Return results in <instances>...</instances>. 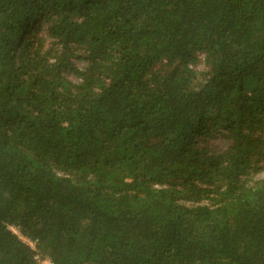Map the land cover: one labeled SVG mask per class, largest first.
<instances>
[{
    "label": "trees",
    "instance_id": "16d2710c",
    "mask_svg": "<svg viewBox=\"0 0 264 264\" xmlns=\"http://www.w3.org/2000/svg\"><path fill=\"white\" fill-rule=\"evenodd\" d=\"M44 259L264 264V0H0V264Z\"/></svg>",
    "mask_w": 264,
    "mask_h": 264
},
{
    "label": "built area",
    "instance_id": "2783aa9c",
    "mask_svg": "<svg viewBox=\"0 0 264 264\" xmlns=\"http://www.w3.org/2000/svg\"><path fill=\"white\" fill-rule=\"evenodd\" d=\"M14 228H15V227H13V226L11 227V229H13V231H14ZM14 233H16L17 235H19L20 238H21L24 242H26L28 245H30L32 248L35 249V243H34L33 241H31V240L25 238V237L20 233V231H19L17 228H16V230L14 231ZM47 263H48V264H52L50 261H48Z\"/></svg>",
    "mask_w": 264,
    "mask_h": 264
},
{
    "label": "rangeland",
    "instance_id": "374dc122",
    "mask_svg": "<svg viewBox=\"0 0 264 264\" xmlns=\"http://www.w3.org/2000/svg\"><path fill=\"white\" fill-rule=\"evenodd\" d=\"M204 67V64H203V60H202V62H200V64L197 66V68H200V69H202ZM13 230V229H12ZM16 230V228H14V231ZM38 264H48L47 263V261H40V262H38Z\"/></svg>",
    "mask_w": 264,
    "mask_h": 264
},
{
    "label": "clouds",
    "instance_id": "9594fccd",
    "mask_svg": "<svg viewBox=\"0 0 264 264\" xmlns=\"http://www.w3.org/2000/svg\"><path fill=\"white\" fill-rule=\"evenodd\" d=\"M44 260L47 261V262L49 261V260H47V259H44ZM44 260H38V261L40 262V261H44Z\"/></svg>",
    "mask_w": 264,
    "mask_h": 264
}]
</instances>
